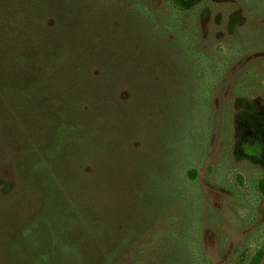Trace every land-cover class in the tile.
Here are the masks:
<instances>
[{
    "label": "trees",
    "instance_id": "obj_1",
    "mask_svg": "<svg viewBox=\"0 0 264 264\" xmlns=\"http://www.w3.org/2000/svg\"><path fill=\"white\" fill-rule=\"evenodd\" d=\"M134 1L0 0V264L123 261L126 202L154 197L191 67Z\"/></svg>",
    "mask_w": 264,
    "mask_h": 264
},
{
    "label": "rangeland",
    "instance_id": "obj_2",
    "mask_svg": "<svg viewBox=\"0 0 264 264\" xmlns=\"http://www.w3.org/2000/svg\"><path fill=\"white\" fill-rule=\"evenodd\" d=\"M130 7L158 8L154 35L191 67L177 79L187 116L160 142L166 162L154 197L143 208L126 202L120 263L264 264V0H197L188 11L169 0ZM12 177L10 167L0 171Z\"/></svg>",
    "mask_w": 264,
    "mask_h": 264
}]
</instances>
